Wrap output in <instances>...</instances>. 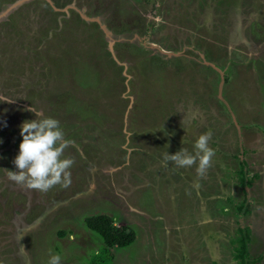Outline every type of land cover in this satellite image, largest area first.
Here are the masks:
<instances>
[{"label": "rangeland", "instance_id": "obj_1", "mask_svg": "<svg viewBox=\"0 0 264 264\" xmlns=\"http://www.w3.org/2000/svg\"><path fill=\"white\" fill-rule=\"evenodd\" d=\"M20 1L0 0V264H240V229L264 264V0ZM30 107L71 141L67 188L8 179ZM209 130L203 177L164 166ZM95 215L136 231L111 262Z\"/></svg>", "mask_w": 264, "mask_h": 264}, {"label": "clouds", "instance_id": "obj_2", "mask_svg": "<svg viewBox=\"0 0 264 264\" xmlns=\"http://www.w3.org/2000/svg\"><path fill=\"white\" fill-rule=\"evenodd\" d=\"M27 111L33 113L36 118L25 120L20 125L22 141L19 144V153L13 160L17 171H7L8 179L23 189L42 193L57 185L69 187L70 169L75 161L71 157H65L64 153L71 141L66 139L57 119L45 117L33 107ZM212 135L211 130L199 135L193 143L191 153L187 148L173 155L166 152L163 157L164 166L168 167L169 162L177 168H191L195 165L197 175L203 177L212 167V159L215 156V150L210 147ZM60 261L58 254H50L48 264H60Z\"/></svg>", "mask_w": 264, "mask_h": 264}, {"label": "trees", "instance_id": "obj_3", "mask_svg": "<svg viewBox=\"0 0 264 264\" xmlns=\"http://www.w3.org/2000/svg\"><path fill=\"white\" fill-rule=\"evenodd\" d=\"M240 165V174L242 175L241 179L243 185L247 186L249 183L246 181V164L245 162L241 161ZM247 207L248 203L247 200H245V202L239 208L240 210H244L245 208L247 209ZM86 223L90 229L98 233L103 238L105 254L110 262L114 257L112 248H124L136 240V231L133 228L129 226L117 227L113 217H110L109 215L91 216L87 218ZM240 232L242 233V236L239 238L240 246L236 250L235 258L239 260L240 264H253L254 262L251 261L249 255L250 236L242 229H240Z\"/></svg>", "mask_w": 264, "mask_h": 264}, {"label": "water", "instance_id": "obj_4", "mask_svg": "<svg viewBox=\"0 0 264 264\" xmlns=\"http://www.w3.org/2000/svg\"><path fill=\"white\" fill-rule=\"evenodd\" d=\"M24 1H27V0H21L20 2H18V4H21V3L24 2ZM48 1H49L51 4H53V2H52L51 0H48ZM14 6H16V5H14ZM14 6H13V7H14ZM13 7L11 6L6 12H8V11L10 12V10L13 9ZM6 12L2 13V14L0 15V17L3 16V15H5ZM87 19H88V20H93V17H87ZM98 19H99V18H94V20H96L97 22H98ZM99 21H100V20H99ZM99 23H100V22H99Z\"/></svg>", "mask_w": 264, "mask_h": 264}, {"label": "crops", "instance_id": "obj_5", "mask_svg": "<svg viewBox=\"0 0 264 264\" xmlns=\"http://www.w3.org/2000/svg\"><path fill=\"white\" fill-rule=\"evenodd\" d=\"M263 256H264V255H263ZM261 258H262V260L264 259L263 257H261ZM261 258H260V261H262Z\"/></svg>", "mask_w": 264, "mask_h": 264}]
</instances>
